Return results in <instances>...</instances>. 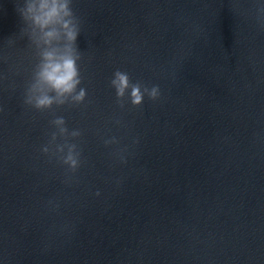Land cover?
Returning <instances> with one entry per match:
<instances>
[{
    "label": "water",
    "instance_id": "water-1",
    "mask_svg": "<svg viewBox=\"0 0 264 264\" xmlns=\"http://www.w3.org/2000/svg\"><path fill=\"white\" fill-rule=\"evenodd\" d=\"M17 3L0 0V261L264 264V3L73 0L87 95L44 111L23 102ZM117 69L161 97L120 108ZM55 116L81 131L75 174L40 151Z\"/></svg>",
    "mask_w": 264,
    "mask_h": 264
},
{
    "label": "clouds",
    "instance_id": "clouds-1",
    "mask_svg": "<svg viewBox=\"0 0 264 264\" xmlns=\"http://www.w3.org/2000/svg\"><path fill=\"white\" fill-rule=\"evenodd\" d=\"M261 2L264 3V0ZM72 4L73 0H18L17 3V11L23 22L20 35L27 37L36 57L23 102L38 111L49 110L53 106L80 105L87 95L82 86L81 52L77 46L81 26ZM109 83L120 108H124L125 103L140 106L145 97L151 101L161 97L159 85L133 82L127 72L119 69L112 73ZM114 122L117 125L121 123L118 119ZM49 123L53 130L40 151L66 166L68 173L75 174L82 163L81 150L75 142L81 136V131L69 130L63 116H55ZM103 142L105 146L119 143L115 136ZM136 143L138 139L134 138L132 144ZM126 152L127 146L119 148L112 155L125 164ZM70 180L71 177H66L64 182L69 183ZM95 195L99 196V191ZM48 203L53 202L50 200Z\"/></svg>",
    "mask_w": 264,
    "mask_h": 264
}]
</instances>
